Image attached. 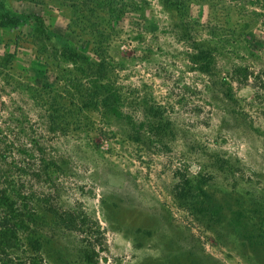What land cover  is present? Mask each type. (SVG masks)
Here are the masks:
<instances>
[{
  "label": "rangeland",
  "instance_id": "374dc122",
  "mask_svg": "<svg viewBox=\"0 0 264 264\" xmlns=\"http://www.w3.org/2000/svg\"><path fill=\"white\" fill-rule=\"evenodd\" d=\"M0 189V264H264V0H0Z\"/></svg>",
  "mask_w": 264,
  "mask_h": 264
},
{
  "label": "trees",
  "instance_id": "16d2710c",
  "mask_svg": "<svg viewBox=\"0 0 264 264\" xmlns=\"http://www.w3.org/2000/svg\"><path fill=\"white\" fill-rule=\"evenodd\" d=\"M185 183H194V188L200 186L198 180L191 179ZM188 185V187L190 186ZM18 196L9 193L5 189H0V253L6 254L16 247L18 243V231L26 227V221L18 209Z\"/></svg>",
  "mask_w": 264,
  "mask_h": 264
}]
</instances>
